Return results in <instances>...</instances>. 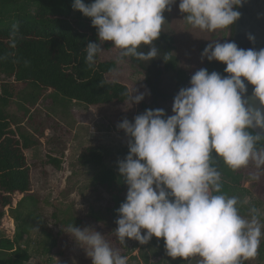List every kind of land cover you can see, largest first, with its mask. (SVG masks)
Wrapping results in <instances>:
<instances>
[{"label":"clouds","instance_id":"1","mask_svg":"<svg viewBox=\"0 0 264 264\" xmlns=\"http://www.w3.org/2000/svg\"><path fill=\"white\" fill-rule=\"evenodd\" d=\"M177 0H73V10L90 18L98 42L84 51L89 68L97 63L111 42L118 50L117 64L125 58L149 62L158 56L153 42ZM244 0H179L183 20L193 29L214 33L230 28L239 18L236 9ZM12 36H15V28ZM250 41L254 37L249 35ZM142 46H149L147 52ZM226 67V76L201 68L174 97L172 115L163 109H146L125 118L117 127L128 137L129 152L118 161V172L127 185L126 199L116 210L113 234L121 245L126 240L147 244L153 237L164 240L172 259L200 257L199 264H244L255 257L264 224L259 210L249 209L250 219L240 214L239 197L223 193L219 159L233 172L255 168L251 181L264 176V49H242L235 42H210L201 59ZM164 59L167 60L166 56ZM254 86L252 99H245L247 85ZM144 92H125V103L139 104ZM84 248L92 264H127V257L113 248L100 232L63 226Z\"/></svg>","mask_w":264,"mask_h":264},{"label":"rangeland","instance_id":"2","mask_svg":"<svg viewBox=\"0 0 264 264\" xmlns=\"http://www.w3.org/2000/svg\"><path fill=\"white\" fill-rule=\"evenodd\" d=\"M92 0H85L91 3ZM179 0L172 5V10L163 13L165 22L162 31L173 39L172 57L177 68L186 76H192L204 68L207 59H201L204 48L212 41L228 42L230 28L217 30L214 33L193 29L184 20L178 8ZM32 13V12H31ZM16 14V13H13ZM33 15V13L31 14ZM73 16L88 20L78 10ZM104 51L99 58L102 61H115L118 50L111 42L103 44ZM157 58L161 61V57ZM166 61V60H165ZM161 89L165 98L153 100L145 84L142 71L125 58L121 64L116 63L114 70L106 73L109 81H118L129 89L136 88L144 92L145 98L139 104L130 105L125 102L113 101L107 104L84 106L60 94L42 91L37 93L33 87L16 84V93L7 107L11 116V128L20 138L23 134L28 139V147L23 149L29 167L30 187L27 193L11 195V207L24 196H30L20 208L22 216L28 210L32 217L27 220L29 232L19 240L20 245L31 254L29 264H92L83 247L78 245L62 230L61 220L75 216L81 220L80 228L91 227L105 235L113 248L127 257V264H199L200 257L172 259L167 256L164 242L153 237L146 248H138L136 240H126V246L121 245L113 234L117 227V209L106 188L93 180V172L83 163L81 155L88 148L107 150L105 163L115 166L123 160L128 152V137L117 125L127 118L130 122L143 113V105L156 103L158 109H163L166 117L171 116L174 98L180 87L173 79V74L167 72L162 60ZM2 77V76H1ZM190 84L187 86L189 87ZM53 158L57 162L50 159ZM215 166L221 172L223 193L239 197L240 214L250 219L249 209L259 210L260 222L264 219V176L253 182L250 177L255 173L251 165L232 172L231 181L224 167L216 161ZM237 176V177H236ZM0 191V234L14 237L17 222L12 218L14 212L10 206L1 205ZM126 197V194L123 195ZM44 232H48L56 240V246L50 252L46 247L50 242ZM244 264H264V236L261 237L255 257L244 261Z\"/></svg>","mask_w":264,"mask_h":264},{"label":"trees","instance_id":"3","mask_svg":"<svg viewBox=\"0 0 264 264\" xmlns=\"http://www.w3.org/2000/svg\"><path fill=\"white\" fill-rule=\"evenodd\" d=\"M72 4L73 0H0L1 205L10 206L15 213L12 218L17 222L13 238L0 234V264H29L31 258V254L19 243L30 229L27 220L32 217V211L28 210L25 216L20 212L21 206L30 196L22 197L15 208L11 207V195L25 194L30 187L29 167L23 152L28 147V139L23 134L20 138L16 136L11 128V116L7 112L16 93V84L33 87L36 94L42 91L53 92L55 96L60 94L62 98L84 106L124 102L123 94L130 92L124 84L109 81L105 77L106 73L115 69V61H102L98 57L94 67L87 66L84 48L89 42H98L97 31L92 27L90 18L83 20L73 16ZM232 31L233 25L230 27L229 41ZM153 44L164 61L167 72L173 74L180 89L187 87L191 76H186L175 64V58L171 55L172 37L161 31ZM141 50L147 52L149 46H142ZM127 59L144 74L145 84L153 100L165 98L161 89L162 60L156 57L145 63L133 58ZM225 67L226 65L215 60H207L204 66L209 73L216 71L222 76L227 75ZM146 109L155 110L158 105H143L142 111ZM257 147H264V139ZM106 156V149L96 150L93 147L86 149L81 158L93 172V180L104 186L112 201L120 206L126 199L123 195L127 193V185L119 175L118 162L115 166L108 165L105 163ZM50 160L57 162L53 158ZM217 161L223 167V162L219 159ZM224 171L231 177V181H236L237 178L232 177L228 167H224ZM2 216L3 212H0V220ZM262 221L264 224V219ZM71 223L79 227L81 220L75 216L61 220L62 227ZM44 234L50 242L45 249L48 253L56 246V240L50 233ZM159 240L164 242L162 238ZM147 245L148 243H139L138 248L143 249Z\"/></svg>","mask_w":264,"mask_h":264},{"label":"water","instance_id":"4","mask_svg":"<svg viewBox=\"0 0 264 264\" xmlns=\"http://www.w3.org/2000/svg\"><path fill=\"white\" fill-rule=\"evenodd\" d=\"M240 12V18L233 24V31L231 34V42H235L239 48L254 49L259 51L264 49V0H244L242 6L236 9ZM254 37L250 41L248 36ZM245 99L248 100L249 105L259 107V101L252 99V92L254 86L248 84ZM254 133H260V129H253Z\"/></svg>","mask_w":264,"mask_h":264},{"label":"flooded vegetation","instance_id":"5","mask_svg":"<svg viewBox=\"0 0 264 264\" xmlns=\"http://www.w3.org/2000/svg\"><path fill=\"white\" fill-rule=\"evenodd\" d=\"M170 96H172L173 98L175 97V95H170ZM166 97V96H165Z\"/></svg>","mask_w":264,"mask_h":264}]
</instances>
